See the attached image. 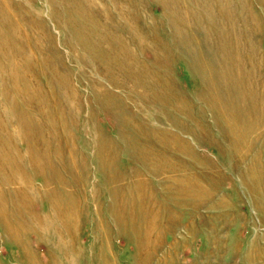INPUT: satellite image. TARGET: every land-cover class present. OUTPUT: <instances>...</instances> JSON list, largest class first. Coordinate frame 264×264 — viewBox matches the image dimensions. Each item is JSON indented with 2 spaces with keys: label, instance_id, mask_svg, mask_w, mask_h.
<instances>
[{
  "label": "rangeland",
  "instance_id": "374dc122",
  "mask_svg": "<svg viewBox=\"0 0 264 264\" xmlns=\"http://www.w3.org/2000/svg\"><path fill=\"white\" fill-rule=\"evenodd\" d=\"M0 88V264H264V0H0Z\"/></svg>",
  "mask_w": 264,
  "mask_h": 264
},
{
  "label": "bare ground",
  "instance_id": "6f19581e",
  "mask_svg": "<svg viewBox=\"0 0 264 264\" xmlns=\"http://www.w3.org/2000/svg\"><path fill=\"white\" fill-rule=\"evenodd\" d=\"M126 1V0H125ZM96 4V3H95ZM89 5H91V4H89ZM93 7V6H92ZM121 10V9H120ZM105 11V10H104ZM104 13V12H103ZM124 13V12H123ZM10 14V13H9ZM111 19V18H110ZM240 20V19H239ZM110 21H112V20H110ZM23 22V21H22ZM6 26V25H5ZM112 26V25H111ZM4 33V32H3ZM22 44V43H21ZM20 44V45H21ZM235 46V45H234ZM75 47V46H74ZM18 54V53H17ZM6 57V56H5ZM32 57V56H31ZM30 64V63H29ZM1 89V88H0ZM0 95H1V93H0Z\"/></svg>",
  "mask_w": 264,
  "mask_h": 264
}]
</instances>
